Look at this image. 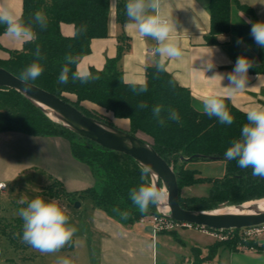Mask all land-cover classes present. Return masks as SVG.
<instances>
[{"label": "trees", "instance_id": "1", "mask_svg": "<svg viewBox=\"0 0 264 264\" xmlns=\"http://www.w3.org/2000/svg\"><path fill=\"white\" fill-rule=\"evenodd\" d=\"M235 9L246 14L252 23L258 22L253 10L239 0H209L211 25L205 38L206 44L216 45L219 35L229 34L242 38L259 51L260 64L253 65L249 71L253 74H264V48L258 46L250 35L251 23L234 21ZM37 11L45 15L47 27L42 30L39 25L33 24L36 39L24 41L20 50H6L9 56L0 59V68L21 79V73L30 64L37 62L35 52L39 45L44 58L38 62L43 71L36 80L25 82L55 94L88 117L146 141L173 167L179 191L184 186L209 185L208 196L189 200L179 197V202L185 210L213 211L264 198V178L254 177L251 168H240L237 160L225 159L227 148L232 145L233 140L240 139L242 127L248 122L246 111L235 107L225 97L223 99L226 108L234 118L232 124H221L216 117H209L202 109L197 111L190 90L181 86L166 68L158 71L159 61L146 69L144 83H126L123 80L121 58L124 53L122 43L127 40L122 37L119 38L121 46L117 57L109 59L103 70H90L93 76L99 77L98 79L87 84H82L78 79L73 80L72 72L77 70V64H71L68 65L71 69L69 80L62 84L59 82V76L68 63L66 57H77L79 63L82 57L90 53L93 39L105 38L108 35L110 1L24 0L19 20L31 24ZM117 21H128L125 6L121 4L117 6ZM61 24L73 25L74 35L64 36L61 33ZM83 25L87 26L86 31H81ZM6 27L5 24H0V36L6 33ZM0 48L3 49L1 45ZM142 84L147 85L146 92L139 91ZM133 88L136 91H133ZM85 103L93 105L94 110L89 109ZM140 103H146L147 108L140 109ZM156 106L161 107L160 117L165 119L163 126L153 114ZM98 108L101 110L98 111ZM171 110L179 113L178 122L168 119ZM106 114L112 116L108 117ZM114 119L128 120L129 129L118 128L113 124ZM3 132L33 137H60L67 140L73 158L86 165L95 179L94 186L67 192L60 181L50 176L51 183L38 193L39 196L52 199L64 196L72 204L88 199L93 208L103 211L125 227L161 215L158 204L149 205L148 211L142 213L129 198L131 190L143 183L140 178V164L137 161L123 153L105 149L52 120L41 107L14 89H0V133ZM212 158L225 161L226 173L223 177L205 179L199 171L187 167L189 162ZM159 185L163 187L161 181ZM206 229L211 232H231ZM238 232L239 230L234 229V237L218 241L210 250L209 259L222 245L233 250L239 246L258 248L255 241H243ZM22 235L23 227L19 220L15 223L6 222L0 216V236L14 244L21 240ZM195 256L198 260L199 253Z\"/></svg>", "mask_w": 264, "mask_h": 264}, {"label": "crops", "instance_id": "2", "mask_svg": "<svg viewBox=\"0 0 264 264\" xmlns=\"http://www.w3.org/2000/svg\"><path fill=\"white\" fill-rule=\"evenodd\" d=\"M24 0H0V7H9L19 20L23 12ZM108 35L91 41V51L82 57L77 65L103 70L109 59L117 57L121 46L123 80L126 83L141 84L146 80V69L154 66L161 57L153 53L157 42L141 36L129 21H117V6H125L127 0H109ZM250 7L259 22H264V0H239ZM209 0H162L161 14L175 21L171 36L181 49V56L165 58L166 70L183 87L190 90L193 104L202 109L201 101L210 94L219 92L231 103L248 111L253 106H264V74H253L248 70V88L239 94L230 95L223 86L229 81L227 74L234 69L240 56L260 64L259 51L234 35H219L216 45H207L206 36L210 32L211 19L208 12ZM237 23H249L250 18L238 11L233 12ZM74 26L61 24L64 36H73ZM243 43L238 44L237 40ZM24 41L8 35L0 36V59L8 58L6 50H20ZM213 63L211 69L208 62ZM216 74L225 76L220 80ZM94 107L89 103H85ZM97 108V107H96ZM101 110L98 108V111ZM129 125L128 120H117ZM32 170L43 177H53L60 181L67 192L84 190L95 185L89 168L75 160L69 142L60 137H33L21 133H0V182L8 183L20 179ZM42 172V173H41ZM29 173V172H28ZM85 200H82V204ZM90 225L98 242L96 264H264V240L255 243L258 248L251 250L239 246L236 250L226 245L219 246L210 259V250L219 241L214 236L197 229H175L153 232V223L146 219L125 227L88 203ZM173 232L174 234H171ZM196 253H199L198 260Z\"/></svg>", "mask_w": 264, "mask_h": 264}, {"label": "clouds", "instance_id": "3", "mask_svg": "<svg viewBox=\"0 0 264 264\" xmlns=\"http://www.w3.org/2000/svg\"><path fill=\"white\" fill-rule=\"evenodd\" d=\"M162 0H127L125 5L126 16L130 25L134 26L139 34L144 37H150L157 42L153 53L161 57L157 64V70L162 71L165 68V58H174L181 56V49L178 41L171 36L176 27L175 21L161 14ZM251 23L250 35L255 43L264 48V22ZM0 24H5L6 35L19 40L30 42L36 39V33L33 30V24L39 25L43 30L47 27V20L41 11H37L31 24H25L18 20L11 8L0 7ZM87 26L83 25L81 31H86ZM237 43H243L238 39ZM35 56L37 62L30 64L22 73L21 79L24 81L36 80L42 73L43 68L38 62L43 59L40 47L37 45ZM67 64L59 76L60 83H67L69 80L68 65L77 64L78 58L72 55L66 57ZM213 63L208 62L207 68L211 69ZM253 67V61L245 56L238 57L234 69L227 74L229 81L223 88L232 96L239 94L248 88V70ZM219 77L224 80L225 76L216 74L210 79ZM93 76L86 68L72 72L73 80H80L82 84H87L92 80L98 79ZM133 91H136L133 88ZM140 92L147 91V85L142 84ZM202 111L209 117H216L221 124H232L233 116L227 110L221 93L216 92L208 95L201 101ZM140 109L147 108L146 103L138 105ZM197 111L201 109L197 108ZM161 107L156 106L153 109L154 116L159 118L161 126L165 124V119L160 117ZM247 123L242 127L240 139L233 140L232 145L225 152L226 160H237L238 166L242 169L251 168L254 177L264 178V106H253L246 112ZM169 120L179 121V113L171 110L168 116ZM131 147V145H129ZM140 178L143 183L138 188H133L129 194L132 203L137 206L140 212L146 213L149 205L158 204L167 195L164 187L158 188L152 182L151 177L156 176V172L150 164H140ZM0 187H6L0 185ZM25 203L24 200L20 201ZM18 215L23 220L22 242L30 245L33 249L41 253H54L64 247L74 235L76 229L69 225V216L57 201H45L41 197H36L27 202V207L21 208ZM126 215V214H125ZM57 264H70L67 259H59Z\"/></svg>", "mask_w": 264, "mask_h": 264}, {"label": "water", "instance_id": "4", "mask_svg": "<svg viewBox=\"0 0 264 264\" xmlns=\"http://www.w3.org/2000/svg\"><path fill=\"white\" fill-rule=\"evenodd\" d=\"M5 88L18 91L41 107L52 120L63 124L78 135L99 144L105 149L130 156L139 164L141 162L150 164L156 172L157 187L160 188L159 182L161 181L163 187L167 190L168 207L170 209L167 216L172 220L213 230H241L264 224V211L253 214H217L216 212L219 209L199 212L185 210L179 202V186L173 167L146 141L88 117L55 94L27 83L7 70L0 68V89ZM49 110L55 114L57 120L49 115ZM212 159L218 160L219 158ZM80 205L79 202L76 203L77 208Z\"/></svg>", "mask_w": 264, "mask_h": 264}, {"label": "rangeland", "instance_id": "5", "mask_svg": "<svg viewBox=\"0 0 264 264\" xmlns=\"http://www.w3.org/2000/svg\"><path fill=\"white\" fill-rule=\"evenodd\" d=\"M68 97L73 99L72 96ZM88 108L94 110L92 106L88 105ZM106 115H108V117L112 116L111 114ZM116 121L114 119L113 124L118 128L123 130L129 129L128 125ZM140 137L145 138L142 135H140ZM145 139L147 140V138ZM187 167L199 171L201 177L205 179L221 178L226 173L225 161L220 159L197 160L189 162ZM31 171L32 170L28 171L29 173L26 172L23 174L20 179L8 181L4 192H0V216H2L6 222L15 223L16 220H19L23 227L24 222L18 215L19 209L27 207V202H30L32 199L41 197L45 201L55 200L66 209V214L69 216L68 223L70 226L75 227L76 231L70 241L59 251L54 253H41L33 249L30 245L22 242V238L21 240H17L14 244H10L8 240L0 236V264H57V261L62 258L69 260L70 264H96L98 242L91 231L90 213L87 206L91 201L85 199L82 206L80 205V207L77 208V202L72 204L64 196L53 199L39 196L38 193L42 191L44 187L48 186L51 180L50 177L48 179V177H43L38 173L35 175L32 174ZM209 192V185L194 184L180 188L179 197L189 200L194 197L208 196ZM21 200H24L25 203H21ZM233 208L240 209L242 207L240 205L234 206ZM159 213L162 215L161 212Z\"/></svg>", "mask_w": 264, "mask_h": 264}, {"label": "built area", "instance_id": "6", "mask_svg": "<svg viewBox=\"0 0 264 264\" xmlns=\"http://www.w3.org/2000/svg\"><path fill=\"white\" fill-rule=\"evenodd\" d=\"M0 185L6 186V183L0 182ZM5 189L6 187H0V192H4ZM151 220H152L151 222L153 223V232L155 234L160 231H169V230L172 231L178 228H184V229H197V230L204 231L214 236L219 241H225V240H228L234 237L233 230H231V232L229 231L228 233L211 232L207 230L205 227H201V226L194 227L193 224L179 223L172 219L170 220L169 217L165 214H162L160 216H154L151 218ZM219 231H223V230H219ZM238 235L243 241H255L256 242L258 240H264V224L260 226L251 227V228L241 229L239 230ZM245 249L251 250L253 248L245 247Z\"/></svg>", "mask_w": 264, "mask_h": 264}, {"label": "bare ground", "instance_id": "7", "mask_svg": "<svg viewBox=\"0 0 264 264\" xmlns=\"http://www.w3.org/2000/svg\"><path fill=\"white\" fill-rule=\"evenodd\" d=\"M49 115L55 119V114H53L50 110L48 111ZM57 120V119H55ZM157 177L153 176V183L156 184ZM242 208H233V207H225L219 209L216 213L217 214H253L256 212H263L264 211V198L260 200H255V201H250L244 203ZM158 210L162 214L168 215L170 213V209L168 207V197L167 195L165 196L164 199H162L158 203Z\"/></svg>", "mask_w": 264, "mask_h": 264}]
</instances>
